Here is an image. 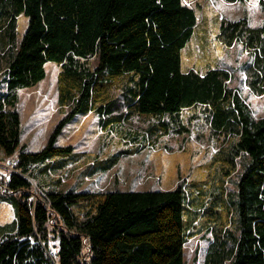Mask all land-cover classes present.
<instances>
[{
  "label": "trees",
  "instance_id": "trees-1",
  "mask_svg": "<svg viewBox=\"0 0 264 264\" xmlns=\"http://www.w3.org/2000/svg\"><path fill=\"white\" fill-rule=\"evenodd\" d=\"M259 2L264 8V0ZM21 15L28 25L19 41ZM215 19L221 43L241 45L248 54L246 85L252 95L263 96L264 22L254 27L246 17L228 21L217 13ZM198 30L196 11L184 0H0V71L6 84L0 149L16 158L0 180V202H9L16 214L14 233L0 239V264H185V244L199 220L194 216L192 226L186 221L189 197L202 195L190 194L183 183L175 190L94 192L48 190L37 179L62 167L53 160L80 156L72 146H57L80 113H95L103 129L125 125L133 114L148 121L143 135L132 137L137 142L141 136L140 147L112 155L104 166H89L88 177L110 170L120 154L187 132L176 129L181 112L196 106L207 110L213 132L230 142L227 160L234 166L242 155L245 161L234 197L226 199L222 189L224 208L212 209L206 222L212 234L206 263L264 264V117H255L241 91L228 86V70L184 68L183 50ZM48 62L61 66L58 101L66 116L42 150L29 152L21 140L18 90L45 79ZM34 165L44 166L39 176ZM221 197L214 195L213 207ZM227 201L234 226L226 220Z\"/></svg>",
  "mask_w": 264,
  "mask_h": 264
},
{
  "label": "rangeland",
  "instance_id": "rangeland-1",
  "mask_svg": "<svg viewBox=\"0 0 264 264\" xmlns=\"http://www.w3.org/2000/svg\"><path fill=\"white\" fill-rule=\"evenodd\" d=\"M184 4L196 11L199 30L187 47L183 50V65L185 69L196 68L205 70L208 66H219L231 73L228 86L241 91L242 96L250 103L254 116L264 117V95L257 97L250 93L246 85L244 64L249 56L241 45L225 47L217 37V20H239L248 18L251 26H259L264 22V8L259 0H249L245 3H228L224 0H184ZM28 25V18L21 15L18 18V40L22 39ZM46 78L34 87L18 90L19 102L17 110L21 115L22 144L29 152L42 150L48 143L50 136L66 112L61 111L58 101V78L61 66L55 62H48L45 66ZM4 73L0 71V95L6 91ZM127 124L112 123L103 129L99 117L91 112L80 113L68 123L58 137L57 146H72L80 154L78 158L69 159L61 163L59 159L52 164L59 165V169H51L47 174L39 176L43 165H34L33 172L45 189L90 190L94 192L135 191L144 190H175L183 183L190 194L202 195L189 197V211L186 221L192 226L191 219L199 218L196 226L191 227L193 234L185 244V264H207V252L212 242V234L208 233L206 222H210L211 211L223 210L221 190L226 199L232 200L234 191L242 175L244 156H240L233 163L227 160L230 152V142L226 136L213 132L210 116L202 106L184 109L181 112V122L178 128H186L187 132L178 134L172 132L163 136L158 145L141 148L134 154H120L119 164L95 177L84 174L89 166L104 164L114 154L130 151L140 147L142 138L132 141L136 134L143 135L148 128V121L137 114ZM132 115V116H133ZM170 122L169 117L166 119ZM174 126V124H173ZM123 128V129H122ZM147 130V129H146ZM142 132V133H141ZM68 158V157H67ZM99 158L98 160H95ZM16 158H9L0 149V180L7 178L12 171ZM100 168H103V166ZM30 179V178H28ZM61 179L57 186L56 181ZM31 180V179H30ZM36 189V187H35ZM221 197L217 206H212L214 195ZM231 194L232 196L228 197ZM204 202V205H199ZM215 203L217 201H214ZM229 218L221 213L234 226L232 220L235 215L229 201ZM221 203V205H220ZM14 206L9 202H0V239L14 233L16 214ZM235 220V218H234ZM232 227V226H231ZM227 264H230L228 262Z\"/></svg>",
  "mask_w": 264,
  "mask_h": 264
},
{
  "label": "crops",
  "instance_id": "crops-1",
  "mask_svg": "<svg viewBox=\"0 0 264 264\" xmlns=\"http://www.w3.org/2000/svg\"><path fill=\"white\" fill-rule=\"evenodd\" d=\"M75 153H78V154H84V156L86 155V153H85V151L83 152V153H80V152H76L75 151ZM109 158V157H108ZM99 158H97V159H95V160H98ZM119 164V163H118ZM98 175H103V173H96L95 175H93L92 177H95V176H98ZM78 191H80V190H82V186L81 187H79L78 189H77ZM116 189H114V190H109V191H107V192H113V191H115ZM132 190H137V189H132ZM155 190H165V189H155ZM86 191H90V190H86ZM97 192V191H96ZM100 192V191H99Z\"/></svg>",
  "mask_w": 264,
  "mask_h": 264
},
{
  "label": "built area",
  "instance_id": "built-area-1",
  "mask_svg": "<svg viewBox=\"0 0 264 264\" xmlns=\"http://www.w3.org/2000/svg\"><path fill=\"white\" fill-rule=\"evenodd\" d=\"M15 165H16V163H14V165H13V169H14ZM13 169H12V170H13ZM48 254H49L50 257L54 258V257L56 256V251H55V249H50V250L48 251Z\"/></svg>",
  "mask_w": 264,
  "mask_h": 264
}]
</instances>
